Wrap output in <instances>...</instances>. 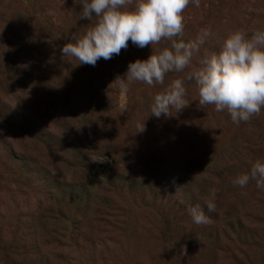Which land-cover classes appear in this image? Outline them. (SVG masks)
<instances>
[{
	"label": "rangeland",
	"instance_id": "1",
	"mask_svg": "<svg viewBox=\"0 0 264 264\" xmlns=\"http://www.w3.org/2000/svg\"><path fill=\"white\" fill-rule=\"evenodd\" d=\"M80 13L79 0H0V264H264V190L231 182L264 161V107L234 123L226 109L199 106L185 80L182 110L150 114L153 96L230 32L264 30V0L190 2L172 39L207 32L205 43L163 84L131 80L126 91L117 80L128 62L170 41H128L76 65L60 48L97 19ZM100 193L108 209L88 202ZM197 204L207 223H193ZM55 208L67 215L54 220Z\"/></svg>",
	"mask_w": 264,
	"mask_h": 264
},
{
	"label": "clouds",
	"instance_id": "2",
	"mask_svg": "<svg viewBox=\"0 0 264 264\" xmlns=\"http://www.w3.org/2000/svg\"><path fill=\"white\" fill-rule=\"evenodd\" d=\"M190 2L199 7V0H79L80 17L97 19L82 35L70 37L60 52L62 56L75 57L79 61L76 65L95 66L98 59L108 60L126 49L128 41L143 48L166 39L169 46L128 62L123 77L117 80L122 91L127 90V82L131 80L147 85L163 84L165 74L182 72L189 65L208 36L202 32L188 41L172 39L183 31L182 11ZM199 64L183 78L170 80L162 92L153 96L152 116L167 117L170 108L178 112L187 105L185 80L194 82L199 106L214 105L216 111L226 109L234 123L248 121L264 107V30H255L250 35L240 30L230 32L219 50L203 56ZM143 129L144 123L137 131ZM250 179L257 189L264 190V161H255L248 173L237 175L231 182L244 187ZM214 201L215 189H211L204 202L209 212L215 211ZM188 212L193 223H207L200 205L190 207Z\"/></svg>",
	"mask_w": 264,
	"mask_h": 264
},
{
	"label": "trees",
	"instance_id": "3",
	"mask_svg": "<svg viewBox=\"0 0 264 264\" xmlns=\"http://www.w3.org/2000/svg\"><path fill=\"white\" fill-rule=\"evenodd\" d=\"M73 198V197H72ZM83 199V198H81ZM86 199V198H85ZM76 200V199H75ZM88 202L95 208V209H102V208H105V209H108L109 208V202L110 200L106 198V195L100 193L96 196H94V199H87ZM77 201V200H76ZM85 208H87L85 205H84ZM88 209V208H87ZM100 213H101V210H100ZM101 214H104V213H101ZM67 215V212L64 211L63 209L61 208H55L54 209V213H52L50 215L51 218H53L54 220L55 219H59V218H62L63 216ZM106 216H108L107 214H105ZM110 217H108V221H106L109 226L108 227H111L112 225L115 224V222L113 220H110Z\"/></svg>",
	"mask_w": 264,
	"mask_h": 264
}]
</instances>
